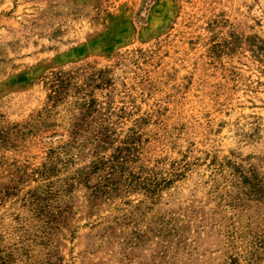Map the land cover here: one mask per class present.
<instances>
[{"label":"rangeland","instance_id":"obj_1","mask_svg":"<svg viewBox=\"0 0 264 264\" xmlns=\"http://www.w3.org/2000/svg\"><path fill=\"white\" fill-rule=\"evenodd\" d=\"M0 264H264V0H0Z\"/></svg>","mask_w":264,"mask_h":264}]
</instances>
